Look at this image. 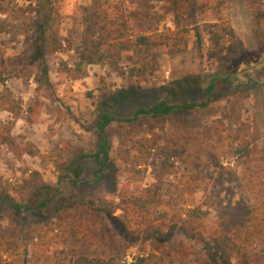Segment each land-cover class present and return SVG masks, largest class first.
Returning a JSON list of instances; mask_svg holds the SVG:
<instances>
[{"label":"rangeland","instance_id":"374dc122","mask_svg":"<svg viewBox=\"0 0 264 264\" xmlns=\"http://www.w3.org/2000/svg\"><path fill=\"white\" fill-rule=\"evenodd\" d=\"M93 1L2 0L0 70L5 79L0 95L7 88L22 112L13 119L0 110V126L13 121L12 138L29 144L34 154L16 157L0 145V264H43L49 254L69 249L114 258L119 264L138 257L144 258L143 264H154L155 256L172 264H214L206 238L214 221L220 214L232 220L241 215L231 209L237 190L224 169L240 161L229 144L235 149L245 133L264 156V30L256 40L245 0H226L237 51L229 57L208 44L211 20L204 14L197 18L204 43L200 51L191 44L173 56L162 46L142 56L123 50L115 65H88L75 78L81 15ZM113 1L142 12L137 0ZM154 7L161 13L160 25H171L164 4ZM213 74L229 75L233 84L243 85L232 90L215 82L206 108L113 121L106 126L111 142L107 164L99 170L92 154L101 142V111L127 118L162 99L204 100ZM212 125L238 138L220 141L218 134H207ZM171 135L176 136L175 147L187 146L197 159L168 156L163 150H152L147 157L134 149V141L154 136L162 146ZM155 183L164 194L162 206L126 207L123 192ZM192 184L196 191L191 207L203 216L192 220L187 213L168 215L166 206L182 207L183 194ZM13 202L28 209L17 211ZM36 253L43 261H37Z\"/></svg>","mask_w":264,"mask_h":264},{"label":"trees","instance_id":"16d2710c","mask_svg":"<svg viewBox=\"0 0 264 264\" xmlns=\"http://www.w3.org/2000/svg\"><path fill=\"white\" fill-rule=\"evenodd\" d=\"M142 12L129 11L120 1L94 0L92 5L83 11L81 15V31L79 45L81 49L79 57L75 62L74 77L84 72L88 65L113 66L117 63L119 52L130 50L134 56H142L149 52L150 48L162 46L168 55H178L185 52L191 44L193 48L200 51L204 45L201 32L198 27L197 18L207 14L211 23L208 31L207 42L219 53L224 50V56L229 57L236 53V44L230 18L227 13L226 0H137ZM157 3H163L165 10L170 13L171 25H160L161 13L154 7ZM249 16L250 28L256 40L262 38L264 30V9L260 0H245ZM3 11L2 0H0V12ZM54 48V47H53ZM225 57V58H226ZM139 73L143 70L139 69ZM134 69L130 70V74ZM4 77L0 70V82L4 84ZM206 86V99L191 101L187 103H169L162 99L152 106L141 107L134 111L131 116L117 117L107 110L101 111L97 116V130L101 134V142L98 148L94 149L92 157L102 170L108 160V153L111 147L110 139L106 133V126L113 121L134 120L146 115H171L175 112L190 110L194 108H206L212 100L216 86L215 82L226 83L232 90L239 88L243 83L233 84L229 75H209ZM0 110L11 113L13 119L20 116L22 108L12 93L5 88L0 95ZM230 114H228L229 116ZM234 113L231 115L233 116ZM13 121L0 126V145H5L16 157L22 154H34L29 144L15 142L10 133ZM240 130H242L240 128ZM213 132L218 134L219 140L235 141L238 136L235 133H224L221 128L212 125L207 129V134ZM176 136L171 135L162 146H157L154 136L134 141V149L141 155L149 156L152 152L163 150L168 156L182 154L184 160H189L191 150L181 145V150L172 143ZM229 148L237 154L240 161L235 162L232 167L226 166L229 182L236 187L237 201L234 208L241 212L239 218L232 220L228 214H220L212 225L213 232L207 234V249L209 257L215 259L219 264H255L260 261L264 263V156L260 154L255 145L251 144L245 133L235 149L232 144ZM195 154V153H194ZM135 165H140L136 162ZM166 167V162H161ZM240 167L239 171L235 169ZM146 168V167H145ZM140 172L139 169H136ZM98 179V178H97ZM196 191L194 184L188 186L183 194L180 208L166 206V213L174 217L183 214L188 218H200L203 212L198 207H191L193 204V193ZM121 198L126 207L131 210L142 209L145 206H162L164 194L160 184L155 183L145 186L136 191H125ZM12 207L17 210L28 209L13 202ZM153 232L157 231L153 226ZM193 228L194 225H193ZM206 238H200L205 242ZM161 253L164 252L160 251ZM46 261L39 253L35 254L37 261L43 264H119L114 258L103 256H90L79 253L73 249L64 252H56L52 257L49 254ZM157 261L154 264L165 263L162 256H155ZM144 258L138 257L130 264H143ZM214 262V264H215Z\"/></svg>","mask_w":264,"mask_h":264},{"label":"crops","instance_id":"0c3cea01","mask_svg":"<svg viewBox=\"0 0 264 264\" xmlns=\"http://www.w3.org/2000/svg\"><path fill=\"white\" fill-rule=\"evenodd\" d=\"M81 31V30H80Z\"/></svg>","mask_w":264,"mask_h":264}]
</instances>
